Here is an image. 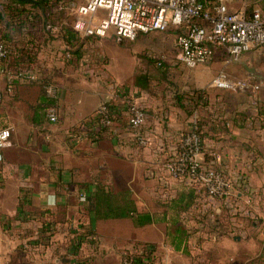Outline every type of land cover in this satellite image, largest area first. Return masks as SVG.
Segmentation results:
<instances>
[{
	"label": "crops",
	"instance_id": "obj_1",
	"mask_svg": "<svg viewBox=\"0 0 264 264\" xmlns=\"http://www.w3.org/2000/svg\"><path fill=\"white\" fill-rule=\"evenodd\" d=\"M79 3L80 0H61L62 9L59 7V10L75 19ZM224 4L228 11L239 12L247 18L255 11L264 17V0H224ZM74 19L70 22L51 20V28L41 31L35 26L28 29L33 35L37 59L27 73L33 74L35 80L14 79L11 93H7L5 79L0 77V89L4 93L0 104V128H10L9 143L0 149V264H60V257L65 254H73V261L83 259L82 264H111L120 259L125 247L136 242L152 244L155 251L158 247H168L179 253L168 244L166 223L135 226L131 218L96 219L94 213L85 208L87 202L81 195L91 194L102 185L113 192L128 191L131 194L129 184L125 188L122 180L132 181L134 171L146 158L155 166L146 176L153 179L148 194L161 205L173 199L182 182L169 179L175 186L168 188L165 170L157 160L171 150L176 154V141L167 138L164 133H171V130L162 127L167 118L173 120L171 126L184 132L191 124H186V116L154 105L147 98L153 94L126 83L133 82L134 72L122 80L115 78L109 72L110 59L104 49L110 37L78 35L72 30ZM215 54L227 64L222 50L218 49ZM255 57L264 59V46L243 53L234 66L242 64L243 68L249 69ZM230 65L232 68V64L227 66ZM106 79L114 84L108 85ZM45 84L56 87V98L49 97L44 90ZM118 85L125 87L130 95L134 89L136 102H144V96L147 98L144 104L149 113L146 126L151 137L147 148L134 150L125 144L128 129L125 117L119 113L112 127L114 135L104 133L97 139L76 134L78 124L100 103L110 100L113 88ZM175 106L179 112L190 113L188 105L180 107L176 102ZM52 107L57 112L56 122L47 118V111ZM235 114L237 125L243 126L232 124ZM248 114L249 111L222 112L203 121L206 133V140H203L207 149L197 157L202 164L216 165L215 157L209 156L211 144L208 139L219 136L223 139L241 130H251L250 120H254L252 129H260L257 114L255 118ZM213 120L216 125L211 122ZM241 140V144L250 149L256 142H261L249 136ZM256 152L251 165L261 164L259 159L264 155L261 151ZM225 159L224 154L222 165L227 162ZM244 161L249 165L247 158ZM121 163L126 164L125 169L117 165ZM131 198L139 211L155 212L139 209L135 197ZM47 228L52 232H43ZM85 231L90 234L86 235ZM46 234L50 236L45 245L39 238ZM76 238L80 239L77 249L72 246Z\"/></svg>",
	"mask_w": 264,
	"mask_h": 264
},
{
	"label": "rangeland",
	"instance_id": "obj_2",
	"mask_svg": "<svg viewBox=\"0 0 264 264\" xmlns=\"http://www.w3.org/2000/svg\"><path fill=\"white\" fill-rule=\"evenodd\" d=\"M59 7L61 8V5H58V9L53 8L52 21L63 19L65 22H70L74 19L68 13H61L62 10H59ZM176 36L177 31L169 27L165 32L140 33L134 40L117 42L110 37L111 39L109 38L104 44L110 59L109 72H112L118 80L126 78L132 72L134 77L140 74L149 75L153 95L147 98L154 105H160L165 110L186 116L188 125L203 122L210 119L211 115L222 112L230 114L249 111L248 115L255 118L257 114L255 102L264 103V59L252 58L251 66L246 69L242 64L240 67L234 66L239 63L238 59L224 64L223 59L221 60L215 54L210 62L188 68L180 62ZM105 60L106 58L101 63L104 64ZM229 64H232V68L231 65L227 66ZM220 72L227 74L234 81L258 84L260 89L251 91L250 89L215 87L212 85V80ZM106 82L108 85L114 84L110 79H106ZM131 91L134 98V89ZM198 93L203 96L201 104L193 107L189 97L196 96ZM175 95L183 96L184 105L191 107L190 113L179 112L175 106ZM147 98L144 96V102L136 103L147 109L144 105ZM166 120L162 128L171 130L172 140L175 142L184 131L171 126V121L173 122L171 118ZM259 122L260 129L241 130L232 135L233 138L227 136L222 139V136H219L208 139L211 144L209 156L215 157L216 165L202 164L197 158L199 154L195 159L201 165L217 169L226 177L228 184L226 194L223 197L211 199L205 192L204 198L200 200L201 212L199 213V209H194L183 215V224L192 234L188 243L189 256L175 253L164 246L165 248L156 249L154 261L161 263L163 259V264H264V156L259 159L261 164L251 165L250 163L254 160L252 157L257 155L256 150L264 155V120ZM247 136L261 142L253 144L252 149L245 148L241 144V139ZM258 145L262 147L259 148ZM206 149L207 147L203 145L201 153H204ZM171 151L166 153V159H170L169 155H172L171 159L177 160V155ZM224 154L227 162L222 165ZM241 158L242 161H240ZM246 158L249 165L244 161ZM121 164L117 165L125 169L126 164ZM139 165L135 171L133 168V180L128 182V179H123V184H126L125 188L129 184L132 189L130 195L134 196L139 203V209L159 211L161 204L148 194L153 179L146 177L155 166L147 158ZM164 174L168 182L167 187H174L175 183L169 181L173 179L166 171ZM119 262L120 259H117L116 262L110 263L120 264Z\"/></svg>",
	"mask_w": 264,
	"mask_h": 264
},
{
	"label": "built area",
	"instance_id": "obj_3",
	"mask_svg": "<svg viewBox=\"0 0 264 264\" xmlns=\"http://www.w3.org/2000/svg\"><path fill=\"white\" fill-rule=\"evenodd\" d=\"M76 11L72 30L83 37L109 36L120 42L134 40L140 33L165 32L169 27L174 28L180 62L188 68L210 62L218 49L222 50L224 61L229 63L243 53L264 46V17L257 11L249 18L239 12L228 11L224 0H80ZM46 27L50 29L51 25ZM7 59L8 51L0 43V77L5 79L7 93H11L14 79L35 80L31 73H11L6 66ZM212 85L227 89H260V85L249 81L231 80L223 72L213 78ZM44 90L49 97L56 98L55 86L45 84ZM3 97L0 90V104ZM261 104L255 102L257 109ZM118 113L125 117L127 124L125 144L134 150L149 147L151 137L146 126L149 113L136 103L125 87L119 85L113 88L110 100L100 103L78 124L76 134L85 136L83 133L86 131H102L103 134L111 132L114 135L112 127ZM47 118L50 122L57 121L55 108L48 109ZM164 134L172 139L169 131ZM115 136L119 138V135ZM9 138L10 128H0V149L8 145ZM201 151V139L195 131L189 130L186 136L182 134L176 140L177 160L171 159L172 156L167 160L164 155L157 163L171 178L204 188L211 199L223 197L228 187L227 179L217 169L201 165L195 159ZM81 198L84 199V194ZM154 256L153 246L136 242L122 250L119 263L163 264L154 261Z\"/></svg>",
	"mask_w": 264,
	"mask_h": 264
},
{
	"label": "trees",
	"instance_id": "obj_4",
	"mask_svg": "<svg viewBox=\"0 0 264 264\" xmlns=\"http://www.w3.org/2000/svg\"><path fill=\"white\" fill-rule=\"evenodd\" d=\"M59 1L61 0H0V43L5 45L8 51L6 66L11 73H27L36 63L37 50H35V46L32 44L33 35L31 32H28V29L34 26L39 31L46 29V26L52 20L54 14L53 8L57 7L58 9ZM150 82L151 77L149 75L140 74L134 77L133 85L149 94H153ZM202 97L198 93L196 96L192 95L189 97V101L193 102L194 106H197L201 104ZM175 99L178 106L184 107L182 103L183 96L175 95ZM263 107L264 103L257 109L258 121L264 120ZM237 117V114H235L231 119L232 124L243 126L242 124L237 125L239 123ZM211 122L215 124L214 120ZM249 122L250 128H253L254 120H250ZM222 125H224V122ZM204 128V123L196 122L195 124H191L189 129L195 131L201 139L202 151L204 145L203 139L206 137ZM83 134H86L85 136L90 138L96 136L97 139H100L103 137L102 131H86ZM186 135L187 131L183 132V136ZM205 192V189L202 187L186 185L183 182L179 183L176 196L166 204H162L160 211L152 213L139 211L128 191L113 192L108 187L102 185L97 187L96 191L91 194L86 195L84 192L82 193H84V201L87 202L86 210L93 212L96 219L131 218L135 226H144L156 222L166 223V237L170 247L176 252L189 256L190 249L188 243L192 234L190 229L183 224L182 217L194 209L200 210V200L204 198ZM44 231L51 233L52 229L47 228ZM84 233L86 235L90 234L88 231ZM49 236L50 234L41 236L39 238L40 242L46 245ZM74 242L72 246L77 249L80 239L76 238ZM144 244L153 246L148 243ZM73 257V254L62 255L60 257V264L83 263V259L76 258L73 261Z\"/></svg>",
	"mask_w": 264,
	"mask_h": 264
}]
</instances>
